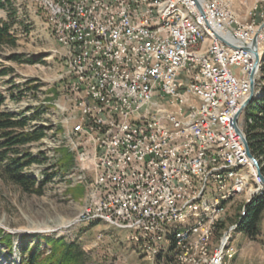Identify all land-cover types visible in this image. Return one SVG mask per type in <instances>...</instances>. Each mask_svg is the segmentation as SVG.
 <instances>
[{
	"label": "built area",
	"instance_id": "obj_1",
	"mask_svg": "<svg viewBox=\"0 0 264 264\" xmlns=\"http://www.w3.org/2000/svg\"><path fill=\"white\" fill-rule=\"evenodd\" d=\"M41 1L68 60L69 78L60 84L72 85L70 116L80 124L99 171L83 220L108 214L130 239L144 238L154 254L163 222L176 220L181 206L192 201L186 169L195 170L206 190L232 179L211 178V185H203L210 169L224 165L229 145L238 149L236 162L248 160L236 126L253 58L215 36L213 55L196 58L199 42L185 23L178 16L156 17V7L174 0ZM183 1L202 17L194 0ZM198 1L213 34L236 47L250 45L254 28L231 24L232 0ZM203 60H211V68H203ZM101 93H109L110 104H102ZM193 107H200V115H193ZM189 121H197V128L169 134V127ZM215 122L227 128L228 146H219ZM109 130H116V138H109ZM211 215L216 218V211ZM215 234L216 228L204 231L184 264H201ZM216 256L209 264H216Z\"/></svg>",
	"mask_w": 264,
	"mask_h": 264
},
{
	"label": "rangeland",
	"instance_id": "obj_2",
	"mask_svg": "<svg viewBox=\"0 0 264 264\" xmlns=\"http://www.w3.org/2000/svg\"><path fill=\"white\" fill-rule=\"evenodd\" d=\"M229 7L240 24L251 26L253 30L259 28L264 20V0H232ZM0 20L9 25L15 38L14 46L0 47V93L6 98L0 110L19 119L35 117L27 129H44L42 140L25 147L39 160L25 174L37 185L49 178L41 194L37 195L25 193L0 177V264H19L36 242H40V251L49 254L51 250L40 241L42 237L62 239L77 246L84 251L86 264H180L175 258L173 237L172 254L165 250V238L163 248L152 257L145 258L136 241L130 239L125 230L115 229L98 220H83L92 173L86 171L84 183H77L73 175L79 163L77 156L62 147L64 136L76 123L74 120L69 125L63 123L70 113L59 112V105L70 106V99L65 97L60 84L66 70L59 56L60 47L35 0H11V6L0 11ZM259 48L264 57V33L259 39ZM261 85H264L263 81ZM245 110L239 120L243 127ZM62 149L69 155V164L61 171L56 163L63 157ZM236 178V191L221 202L223 212L214 221H204L199 231L214 232L216 228L212 248L219 245L221 238L228 237L227 248L231 257L224 254L223 264H264V210L259 214L255 238L238 230L245 215L246 202L252 197H262L264 193L255 194L261 186L251 167L241 168ZM199 224L197 227L202 226ZM184 225L169 229L166 237L173 236L178 229L191 227V218ZM199 231L196 233L200 234ZM7 237H10L11 250L6 244Z\"/></svg>",
	"mask_w": 264,
	"mask_h": 264
},
{
	"label": "bare ground",
	"instance_id": "obj_3",
	"mask_svg": "<svg viewBox=\"0 0 264 264\" xmlns=\"http://www.w3.org/2000/svg\"><path fill=\"white\" fill-rule=\"evenodd\" d=\"M37 5L43 11L44 15L48 21V27L53 36V39L60 47L59 56L61 60L64 62V66H66V70L64 72L63 78H69V66L67 57L61 51L62 48V39L60 36H56L55 33V23L52 22V18L49 14V9H44L43 2L41 0H35ZM224 2V0H209V3H219ZM228 12L232 13L230 7L228 5ZM178 16L181 21L185 23V25L191 30L194 34L195 40L199 42V51H196V58L211 57L214 53V34L210 28L203 22L202 17H198L197 13L191 9L189 3L184 2L183 0H174L172 4L167 5L166 8L156 7V17L159 20H169ZM231 24L232 25H241L236 16L231 14ZM256 31V32H255ZM255 32V33H254ZM251 38L258 33V27L256 30L251 32ZM264 31H261L259 34H263ZM260 53V51H259ZM261 54V53H260ZM262 55V54H261ZM203 68H211V60H203ZM252 69V68H251ZM259 71L255 77V87L256 82L259 81ZM249 77V76H248ZM249 85V80H248ZM63 91L65 93V97L71 100L73 96V89L71 84H64ZM255 93H257L255 91ZM249 95V86L246 95L242 96V103L247 99ZM102 104H110L109 93H101ZM68 101V100H67ZM241 103V105H242ZM241 105L237 106V122H239L240 117L242 115V111H240ZM60 108V113L65 114L70 113V106L67 108L66 105L58 106ZM66 115V114H65ZM68 115V114H67ZM193 115H200V107H193ZM74 119L71 116H68L63 123L69 125ZM75 122V121H74ZM65 124V125H66ZM189 128H197V121H189V124L184 123H176V127H169V134H177V131H189ZM240 130L245 135L243 129L240 126ZM215 131L217 132V142L219 146H228V130L223 126L222 122H215ZM109 138H116V130H109ZM247 138V137H246ZM241 143V149L245 153L244 144ZM63 148H66L69 152L76 154L77 161L79 162L77 167L75 168L74 180L77 183H84L86 175L84 174L86 171H91L92 173V181L90 184L89 192H88V200L84 213L82 214V218H84L91 209L92 206V198L95 196L97 191V180L99 179V171L94 164V156L92 151L87 148V142H84L83 132H81L80 124H75L74 128L71 131H68L64 136ZM246 154V153H245ZM239 159V152L236 148V145H229V150H227V156L224 159V165H221V168L210 169V177L203 178V185H211V178H223L232 177L229 180H222L220 182V187H209L208 189H202V179L195 172L194 169H186V176L190 180V189L188 190V198H192V201L181 206L178 210V217L176 220H167L163 222V234L160 237V245L155 248V253H157L160 249L163 248V244L168 233V230L173 228L177 229V227L185 226V222L191 218L192 226L185 229H178L173 234V250H176L175 258L180 262V264H184L186 254L191 250L195 249V245L192 246L190 242L192 240H201V236L204 234V231H199L202 229L203 225L197 227V224L202 221H206L209 223L210 221H214L219 217V214L223 212V205L221 202L230 198V195L236 191V186H234V181L237 175V172L246 166L251 167L255 178V171L251 166L249 160L243 162H236ZM91 179V178H90ZM258 180V179H257ZM87 181V180H86ZM89 182V181H88ZM259 182V181H258ZM87 183V182H86ZM260 184V182H259ZM261 186V184H260ZM259 187V185H258ZM88 191V190H87ZM256 192V190H255ZM258 192L264 193L262 186L257 190L255 194ZM253 199V197L251 198ZM250 200L247 203H249ZM216 211V218L211 213ZM98 220L100 223H104L110 227L119 230H125V226L115 223L112 216L108 214H94L92 217L84 219L86 222L96 221ZM199 231L200 234L196 232ZM196 234V235H194ZM192 237H196L192 239ZM136 241V245L139 250L144 254L145 258L152 257L153 250L150 245L146 242L144 238H136L132 239ZM227 240L228 237L221 238L219 240V245L215 248H212L211 243L206 244V248L203 252V255L200 256L201 264H209L213 257L214 253H217L216 256V264H223V255L225 254L228 258L231 257V251L227 248ZM185 244L187 247H185ZM165 245V244H164ZM222 248V252L220 249Z\"/></svg>",
	"mask_w": 264,
	"mask_h": 264
},
{
	"label": "trees",
	"instance_id": "obj_4",
	"mask_svg": "<svg viewBox=\"0 0 264 264\" xmlns=\"http://www.w3.org/2000/svg\"><path fill=\"white\" fill-rule=\"evenodd\" d=\"M10 6L11 0H0V11ZM14 45L15 38L10 32L9 25L0 20V47ZM258 75L260 78L255 87L257 97L247 106L243 119L244 127L242 123L241 126L246 134L250 152L258 159L261 172L264 175V85H261L262 81L264 83V57ZM10 96L12 97V95ZM5 100L4 95L0 93V109ZM34 118L19 119L0 110V177L5 182L19 187L25 193L40 195L49 178L46 177L41 184L37 185L34 179L25 174V171L31 165L39 163V160L33 157L25 147L42 140L45 136L43 128L27 129ZM64 149L61 150L63 157L58 160V164L56 163L61 171L69 164V155ZM251 200L252 202L245 208V215L238 225V230L247 237L255 238L258 233L259 214L264 210V196L254 197ZM9 238L7 237L6 244L8 249L11 250ZM171 239V235L166 237L165 250L167 253L172 254ZM40 241L51 250L50 253L45 254L44 251H40V242H36L33 248L29 250L28 256L22 258L19 264H86L87 262L83 250L75 245L65 243L62 239L42 237ZM25 246L26 243L23 247ZM22 252H24V249H22ZM160 255L161 253L158 254L157 258Z\"/></svg>",
	"mask_w": 264,
	"mask_h": 264
},
{
	"label": "water",
	"instance_id": "obj_5",
	"mask_svg": "<svg viewBox=\"0 0 264 264\" xmlns=\"http://www.w3.org/2000/svg\"><path fill=\"white\" fill-rule=\"evenodd\" d=\"M194 2L196 4V7H197L199 13L201 14L202 17H204L205 15H204L203 9H202L199 1L194 0ZM206 24H207V26H209L208 23H206ZM263 30H264V20L258 28V33L255 34L254 37L252 38L250 45L249 46H243V47H236V46L228 43L227 41H225L217 33H214L215 38L218 39L221 43L227 45L229 48H231L233 50H240V51H244L246 53H249L253 58L252 69H251V72H250L249 77H248L249 95H248L247 99L242 103L240 111L246 109L247 106L254 100V98L257 97V93H255V77H256L259 69H260V65H261V62L263 59V54L261 55L259 53V50H258L257 40H258L259 33ZM236 133L238 134L242 143L244 144L246 156H247L251 166L253 167V169L255 171V175H256L258 181L260 182L262 189L264 190V175L261 172V167L259 165V161L251 154L249 146H248L247 138L245 137V135L242 133V131L237 126H236ZM251 202H252V200L249 203H247L245 205V207L248 206Z\"/></svg>",
	"mask_w": 264,
	"mask_h": 264
},
{
	"label": "crops",
	"instance_id": "obj_6",
	"mask_svg": "<svg viewBox=\"0 0 264 264\" xmlns=\"http://www.w3.org/2000/svg\"><path fill=\"white\" fill-rule=\"evenodd\" d=\"M237 179H239V178H236V180H237ZM238 187H240L239 184H238ZM225 205L228 206L229 203H228V204H225ZM197 242H198V241L195 239V240H192V241L190 242V244H191L192 246H194Z\"/></svg>",
	"mask_w": 264,
	"mask_h": 264
}]
</instances>
